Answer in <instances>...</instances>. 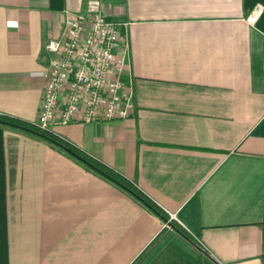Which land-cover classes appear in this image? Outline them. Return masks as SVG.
I'll return each mask as SVG.
<instances>
[{"label":"crops","instance_id":"obj_1","mask_svg":"<svg viewBox=\"0 0 264 264\" xmlns=\"http://www.w3.org/2000/svg\"><path fill=\"white\" fill-rule=\"evenodd\" d=\"M87 1L0 0L1 114L36 119L43 44ZM99 1L135 113L52 130L189 232L0 124V264H264V0Z\"/></svg>","mask_w":264,"mask_h":264},{"label":"built area","instance_id":"obj_2","mask_svg":"<svg viewBox=\"0 0 264 264\" xmlns=\"http://www.w3.org/2000/svg\"><path fill=\"white\" fill-rule=\"evenodd\" d=\"M125 48L116 23L103 16L99 0H88L83 12L66 18L59 36L43 44L46 71L39 74L46 81L33 124L54 133L52 129L57 125L134 115L132 91L121 75ZM171 221L181 224L174 214H169L163 226L170 227Z\"/></svg>","mask_w":264,"mask_h":264},{"label":"trees","instance_id":"obj_3","mask_svg":"<svg viewBox=\"0 0 264 264\" xmlns=\"http://www.w3.org/2000/svg\"><path fill=\"white\" fill-rule=\"evenodd\" d=\"M0 124L36 134L40 137H43L51 141L52 143H55L59 147H62L64 150H66L68 153L76 157L79 161H81L82 163L90 167L95 172L101 174L102 176L115 182L122 188L126 189L133 196H135L137 199L142 201L150 210L158 214L163 220H167L168 216L162 210H160L154 203L149 201L142 193H140L134 186L128 183L124 178L119 176L117 173L112 171L110 168L94 160L92 157H87L86 155L78 151L77 149L73 148L71 145L56 138L54 133L38 129L33 124L32 121H29V122L24 121L16 117L4 115L1 113H0ZM170 225L176 228L180 233L187 235V231L184 228H182L179 224H177L176 222L171 221ZM133 264H138V262H135Z\"/></svg>","mask_w":264,"mask_h":264}]
</instances>
